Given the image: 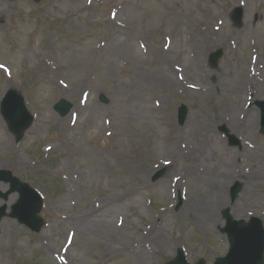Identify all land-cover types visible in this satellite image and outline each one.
<instances>
[{
	"label": "rangeland",
	"instance_id": "374dc122",
	"mask_svg": "<svg viewBox=\"0 0 264 264\" xmlns=\"http://www.w3.org/2000/svg\"><path fill=\"white\" fill-rule=\"evenodd\" d=\"M217 25V42L201 50ZM10 89L34 120L16 143L0 114V171L41 195L43 224L35 233L11 218L17 192L0 198V264H164L177 248L189 264H212L228 250L223 208L264 225V136L252 105L264 100V0H0V102ZM60 100L72 106L64 117L52 109ZM235 182L243 189L231 201ZM89 204L97 212L86 218ZM88 219L92 237L77 222Z\"/></svg>",
	"mask_w": 264,
	"mask_h": 264
},
{
	"label": "water",
	"instance_id": "95a60500",
	"mask_svg": "<svg viewBox=\"0 0 264 264\" xmlns=\"http://www.w3.org/2000/svg\"><path fill=\"white\" fill-rule=\"evenodd\" d=\"M38 3L40 0H32ZM243 9L238 7L230 14V20L235 28L242 27ZM223 52L216 50L208 56V65L215 69L218 66L219 60ZM102 102H107L103 97ZM255 106L260 110V133L264 136V100L255 101ZM71 104L64 100L58 101L52 106L53 110L61 117L66 116L71 110ZM0 114L6 122L7 128L11 134L15 136V142H20L24 133L30 128L33 122V116L27 110L24 97L17 91L10 89L5 93V96L0 103ZM188 109L182 104L177 109V123L183 126L187 118ZM221 132L226 134L230 146H239V140L228 133L227 129L222 126L219 128ZM165 168L159 170L152 177V181H156L163 176ZM0 181L8 182L10 188L8 192H0V198L6 200L7 197L14 192H17L19 199L12 207L11 218L17 220L18 223L27 226L33 232H38L42 226V221L37 217L40 210L42 200L37 192L31 189L27 184L21 183L15 177H12L8 172L0 171ZM242 186L238 182L230 189L231 201H234L240 192ZM181 204L179 197L176 209ZM6 206L0 207V221L6 214ZM229 210L226 209L222 214L225 219V228L221 230L226 234L229 249L224 257L217 258L213 264H264V228L260 219L250 218L249 221L234 220L229 215ZM165 264H188L185 252L182 248L176 250L175 256ZM198 264H205L200 260Z\"/></svg>",
	"mask_w": 264,
	"mask_h": 264
},
{
	"label": "bare ground",
	"instance_id": "6f19581e",
	"mask_svg": "<svg viewBox=\"0 0 264 264\" xmlns=\"http://www.w3.org/2000/svg\"><path fill=\"white\" fill-rule=\"evenodd\" d=\"M221 28H222V26L221 25H217V26H215L214 27V29H212L210 32H207V33H204L203 34V37L202 38H200V40H199V45H200V47H201V50H206L207 48L208 49H210L211 47H212V45H215V43L217 42V38H216V36L214 35V33H217V32H220V30H221ZM255 61H256V59H255ZM162 71H163V65L162 64H158V65H156L154 68H153V71H152V73H153V75L155 76V77H157L158 78V76H160V74L162 73ZM251 81H252V79L250 78V77H244V79H243V81L241 80V84L243 83V85L244 86H246L247 85V83H251ZM165 85L167 86V87H171V86H173L174 85V83H172V82H170L169 80H165ZM236 123L237 122H235V124L234 125H236ZM0 128H1V123H0ZM199 145V144H198ZM200 153V148L199 147H196L195 149H193V151H191V154H190V156H193V157H195V155H197V154H199ZM254 174H255V172H254ZM3 189H4V187H3ZM11 202V200L9 201V203ZM8 205V204H7ZM222 209V208H221ZM96 212H97V206H91V204H89L88 206H87V210H86V213H84V214H86V218H89V217H93V216H96ZM82 216V215H81ZM84 217V218H85ZM89 221L91 222V220H86L85 221V223H82V221H77L78 222V225L80 226V227H83V224H84V228H85V230H86V232L88 233L89 232V235L92 237L93 236V232L94 231H92L91 229H93V224L91 225L90 223H89ZM92 223V222H91ZM146 239H148L149 240V238H147L146 237ZM110 247L111 246H106L105 248H104V250H105V252L103 253V254H101L100 255V259L102 260L101 262H104V261H107L108 259H109V257H110ZM44 248L45 249H48L49 248V246H48V244H47V241H46V243H45V245H44Z\"/></svg>",
	"mask_w": 264,
	"mask_h": 264
},
{
	"label": "flooded vegetation",
	"instance_id": "af4514ba",
	"mask_svg": "<svg viewBox=\"0 0 264 264\" xmlns=\"http://www.w3.org/2000/svg\"><path fill=\"white\" fill-rule=\"evenodd\" d=\"M219 229V228H218Z\"/></svg>",
	"mask_w": 264,
	"mask_h": 264
}]
</instances>
